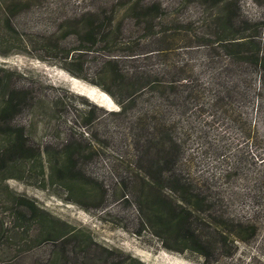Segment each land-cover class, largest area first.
Instances as JSON below:
<instances>
[{"label": "rangeland", "instance_id": "1", "mask_svg": "<svg viewBox=\"0 0 264 264\" xmlns=\"http://www.w3.org/2000/svg\"><path fill=\"white\" fill-rule=\"evenodd\" d=\"M225 7L32 0L7 26L0 6V264H264L262 72L225 52L238 29L219 21ZM240 7L243 28L264 19L255 0ZM89 30L95 46L82 43ZM110 59L126 87L141 89L126 111L106 90H120ZM170 144L176 160L165 164ZM175 186L201 201L189 227L208 239L209 260L179 251L165 228L169 208L185 207ZM231 220L259 230L238 240Z\"/></svg>", "mask_w": 264, "mask_h": 264}, {"label": "trees", "instance_id": "2", "mask_svg": "<svg viewBox=\"0 0 264 264\" xmlns=\"http://www.w3.org/2000/svg\"><path fill=\"white\" fill-rule=\"evenodd\" d=\"M256 3L260 5H264V0H255ZM201 3L208 7L210 5L219 6L225 3L227 7L224 8L223 14L219 16V21L224 22L226 21L230 26L242 28L238 31V29L231 33V36L227 39L223 40V47L225 52L228 55L235 58L236 60H246L250 63L254 64L256 67L260 69L262 72V82L264 87V43L259 39V35L264 27V19L260 22H257L255 26L250 25V21H245L246 28H243L239 25V20L241 17V7H240V0H213L212 2L209 0H201ZM32 4V0H0V6L2 8V15L4 17L3 21L7 26H11L13 19L17 18L20 14L24 13L26 10L30 9ZM229 5V6H228ZM154 12L161 11L160 5H155L152 7ZM246 30H251L249 34L245 33ZM82 43H90L91 46H95L96 44V34L93 30H89L85 36L83 37ZM86 48V47H82ZM87 50V49H82ZM66 69L74 74L75 76L81 77L82 75L73 71L70 67L71 64L68 61V57L64 59ZM105 68H112L110 71L113 76L112 80L115 84L118 83L120 90L119 93L113 92L110 88H107V92H109L116 101L121 105V109L126 111L129 106L131 105V101L133 97L141 91L137 89H133L132 87H126L123 81L118 79V71L115 68L118 66V62L115 59H110L105 62ZM264 93V90L260 92V95ZM18 105L14 103L13 98H9L6 106L2 110L1 114L3 116H7L10 119L13 114L15 113ZM262 110H264V104L262 105ZM26 143L24 140L23 132L18 131L16 133V138L14 142V148L17 150L24 149ZM175 147L173 144L165 146V164H172L176 160L175 155ZM76 154V152L71 153L68 155L69 165H72L71 159ZM74 166V165H73ZM75 167V166H74ZM177 188V189H176ZM178 191V187L175 186V191ZM180 191V190H179ZM182 194L181 201L185 204V207H181V212L176 216L174 213L178 210L171 208L169 218L165 220V228L169 229L171 234H177L178 240L184 244L182 249L179 251L184 252L185 250H191L202 255L206 260L210 258V249L208 247V239H204V237L197 235L195 231H193L190 227V219L193 213H201L203 211L201 206V201L191 202L190 199L184 197V194L188 192H184V190L180 191ZM166 200H165V207H166ZM167 208V207H166ZM31 212L34 214L36 212V208L34 205H31ZM234 229L230 231L229 236H234L238 238V240H245L243 234H248V236H256L259 227L257 224H248L241 221L231 220ZM67 235H63L62 237H55L56 241L65 240ZM225 235H222V238L225 239ZM227 237V236H226ZM51 240V239H50ZM54 240V239H53ZM165 248L168 250H172L173 247L169 244L167 237H165Z\"/></svg>", "mask_w": 264, "mask_h": 264}, {"label": "bare ground", "instance_id": "3", "mask_svg": "<svg viewBox=\"0 0 264 264\" xmlns=\"http://www.w3.org/2000/svg\"><path fill=\"white\" fill-rule=\"evenodd\" d=\"M87 94H91V95H93V96H96V99H97V100L94 99V101H95L96 103H98V101H99V104H100L102 107H106L107 105L110 104V102H109L106 98L101 97L100 95L96 94L95 91H92V90H86L85 93L83 94L84 96L91 98V97L88 96ZM163 259H164V258H163ZM164 261H165V260H164Z\"/></svg>", "mask_w": 264, "mask_h": 264}]
</instances>
